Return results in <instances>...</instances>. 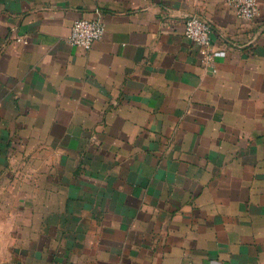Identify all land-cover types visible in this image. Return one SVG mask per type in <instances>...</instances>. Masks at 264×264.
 I'll return each instance as SVG.
<instances>
[{"label": "crops", "instance_id": "1", "mask_svg": "<svg viewBox=\"0 0 264 264\" xmlns=\"http://www.w3.org/2000/svg\"><path fill=\"white\" fill-rule=\"evenodd\" d=\"M257 2L246 20L228 0H0V161L59 176L0 202V264H264ZM80 18L105 24L88 50L67 39Z\"/></svg>", "mask_w": 264, "mask_h": 264}, {"label": "built area", "instance_id": "2", "mask_svg": "<svg viewBox=\"0 0 264 264\" xmlns=\"http://www.w3.org/2000/svg\"><path fill=\"white\" fill-rule=\"evenodd\" d=\"M238 17L252 20L259 14L257 0H228ZM105 33V24L96 18H80L74 21L67 39L69 42L90 49ZM185 33L189 39L202 48L204 61L212 63L213 29L208 19L197 15H189L185 19Z\"/></svg>", "mask_w": 264, "mask_h": 264}, {"label": "rangeland", "instance_id": "3", "mask_svg": "<svg viewBox=\"0 0 264 264\" xmlns=\"http://www.w3.org/2000/svg\"><path fill=\"white\" fill-rule=\"evenodd\" d=\"M4 140L3 135H0V142H2ZM17 160V159H16ZM25 161H0V202H8L11 199L15 202H18L22 199L15 197L13 194L17 195L21 192L24 191V179L26 181H28L30 179V176H32L36 171H40V170H44L43 172L47 171L48 174H51L54 179L57 176V174L53 172V170H49V166L46 165L45 168H39L36 165H29L31 167H28V171H24V163ZM29 163H31V161H29ZM27 176V177H26ZM48 190H47V194H48V199L49 200H54V194L50 193L51 190L53 189V183H48ZM41 189V188H40ZM35 190V189H32ZM8 197V198H7ZM16 204V203H15ZM20 205L22 204H16V207L19 208ZM25 215L27 214V212H24ZM28 219L31 220L30 216L27 217ZM16 219V215L15 213H7L5 209H3L2 207H0V221L4 222V223H8L7 225H11V221H15ZM33 221H40V217L35 216L32 218ZM6 230L0 229V237H2V233H5ZM49 232H53V231H49ZM55 232V231H54ZM80 233V231H79ZM89 233V231H88ZM79 238H84L83 236H81L80 234ZM46 241L48 243H51L50 246L56 248L60 247L61 243L59 239H52V236L49 235L46 238ZM1 242H5V240H3L2 238L0 239V243ZM80 243V242H79ZM79 248L80 250H83V252H85L86 248H89L87 246L83 247V244L80 243L79 244ZM58 254L60 255H64V248L59 249L58 250ZM1 263V262H0Z\"/></svg>", "mask_w": 264, "mask_h": 264}]
</instances>
